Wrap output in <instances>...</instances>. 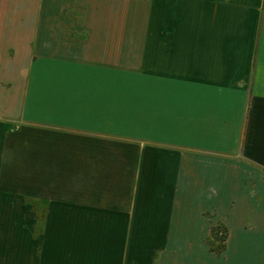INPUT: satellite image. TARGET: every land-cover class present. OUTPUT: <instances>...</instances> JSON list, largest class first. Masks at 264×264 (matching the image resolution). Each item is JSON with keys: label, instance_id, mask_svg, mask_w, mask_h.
Segmentation results:
<instances>
[{"label": "crops", "instance_id": "1", "mask_svg": "<svg viewBox=\"0 0 264 264\" xmlns=\"http://www.w3.org/2000/svg\"><path fill=\"white\" fill-rule=\"evenodd\" d=\"M100 1L0 0V264H264V0Z\"/></svg>", "mask_w": 264, "mask_h": 264}, {"label": "rangeland", "instance_id": "2", "mask_svg": "<svg viewBox=\"0 0 264 264\" xmlns=\"http://www.w3.org/2000/svg\"><path fill=\"white\" fill-rule=\"evenodd\" d=\"M101 5L104 6L103 10L105 12V19H111L113 22H116V27L121 24V32L123 36L133 37L136 40H140L142 35L145 32L149 33V35H162L165 46V0H101ZM160 24V26H157ZM129 40V38H127ZM165 142L163 138H157L154 140L155 146L157 144H162ZM143 170V178H152L155 187L160 191L162 187H160L159 182L165 179V155L163 154H154L152 156H148L147 162ZM251 166H255L256 163L250 162ZM197 176L198 179L202 178V170L201 172H194L192 170L185 171V182L188 183L189 178H193ZM171 178V177H170ZM183 178V177H181ZM183 180V179H182ZM251 180V179H250ZM253 182L250 181L246 183V186L249 188L250 194L256 193V187L253 186ZM207 186V184H206ZM144 189V188H143ZM167 189V190H166ZM172 187H165V191L167 193L171 192ZM174 189V188H173ZM194 187L186 186V193H192ZM207 190L206 188L197 187V191ZM169 191V192H168ZM222 195L213 196V198ZM212 213L211 209H206L202 211L204 215H210ZM209 231L215 232L218 240L223 239L225 236V227L221 223L213 222L209 223ZM205 242L207 244V248L210 250H214L219 253L223 247V243L216 242L214 239H208V236L205 238Z\"/></svg>", "mask_w": 264, "mask_h": 264}, {"label": "trees", "instance_id": "3", "mask_svg": "<svg viewBox=\"0 0 264 264\" xmlns=\"http://www.w3.org/2000/svg\"><path fill=\"white\" fill-rule=\"evenodd\" d=\"M224 238H225V236H224ZM224 238L223 239H220V240H218V238L216 237V233L214 232H210L209 233V235H208V239L210 240H212V239H214L215 240V242H216V245H218V242H221L222 241V243L224 242ZM222 249V248H221ZM215 250V249H214Z\"/></svg>", "mask_w": 264, "mask_h": 264}]
</instances>
